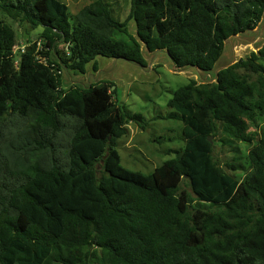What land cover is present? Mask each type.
<instances>
[{
  "label": "trees",
  "instance_id": "16d2710c",
  "mask_svg": "<svg viewBox=\"0 0 264 264\" xmlns=\"http://www.w3.org/2000/svg\"><path fill=\"white\" fill-rule=\"evenodd\" d=\"M130 2L136 35L107 0L73 22L61 0H0V264H264V45L174 91L164 118L182 122L185 144L151 173L122 164L127 124L146 122L113 83L65 87L63 76L99 70V56L146 67L142 43L211 72L264 0ZM12 21L42 27V47L16 51ZM216 137L243 176L216 157Z\"/></svg>",
  "mask_w": 264,
  "mask_h": 264
},
{
  "label": "rangeland",
  "instance_id": "374dc122",
  "mask_svg": "<svg viewBox=\"0 0 264 264\" xmlns=\"http://www.w3.org/2000/svg\"><path fill=\"white\" fill-rule=\"evenodd\" d=\"M69 6L70 21L87 4L94 0H61ZM113 8L114 16L125 21L130 14V0H107ZM9 19V18H7ZM18 32L16 51L22 50L27 44L33 45L39 41V34L42 27L36 29L29 24H22L12 21ZM260 24V25H259ZM253 30L241 34V37L230 39L226 43L225 51L217 66L235 62L241 57L248 56L251 51H258L264 45V21L259 23ZM129 31L136 35L137 24L133 19H128ZM115 38L130 41L128 35L123 33L115 34ZM40 49L42 45L37 43ZM143 53L147 59L146 67L122 58L97 57L99 70H94L93 62L88 64L86 73L75 72L64 69V86L76 83L89 85L98 80L110 81L113 83L114 96L131 113L141 114L146 125H139L137 121L127 124L128 133L118 141L117 149L121 155L123 166L143 173H151L165 160L176 155L185 144L182 122L176 119H165L164 116L171 108L168 100L179 87L187 84L190 79L195 78L199 82L213 78L215 71L201 73L194 67L184 70L176 68L169 55L165 51L150 52L142 43ZM140 122V121H139ZM141 123V122H140ZM259 134L264 133V116L256 126ZM215 155L222 165L241 177L243 170L233 171L226 166V161L232 160L234 152L231 148L222 143L218 137L214 139ZM242 144V142H241ZM242 148L245 146L242 144ZM183 187L191 192L192 189L184 182Z\"/></svg>",
  "mask_w": 264,
  "mask_h": 264
},
{
  "label": "water",
  "instance_id": "95a60500",
  "mask_svg": "<svg viewBox=\"0 0 264 264\" xmlns=\"http://www.w3.org/2000/svg\"><path fill=\"white\" fill-rule=\"evenodd\" d=\"M263 21H264V15H263V17H262V20L259 22V23H263ZM260 25V24H259ZM254 29V28H253ZM253 29H251V30H253ZM249 30H247V31H245V32H243V33H246V32H248ZM243 33H240V34H237V35H233V36H231L228 40H230V39H234V38H236V37H241L242 35L241 34H243ZM230 64H232L231 62H228L227 64H221L220 66H217V64H216V67L213 69V70H216L215 72H218V70L220 69V68H222V67H224V66H227V65H230ZM195 68V67H194ZM195 69H197L198 71H199V74L201 75V70H199L198 68H195ZM211 81H213L214 79L213 78H211L210 79ZM209 139L212 141V136H210L209 137Z\"/></svg>",
  "mask_w": 264,
  "mask_h": 264
},
{
  "label": "built area",
  "instance_id": "2783aa9c",
  "mask_svg": "<svg viewBox=\"0 0 264 264\" xmlns=\"http://www.w3.org/2000/svg\"><path fill=\"white\" fill-rule=\"evenodd\" d=\"M22 50H25V47Z\"/></svg>",
  "mask_w": 264,
  "mask_h": 264
}]
</instances>
